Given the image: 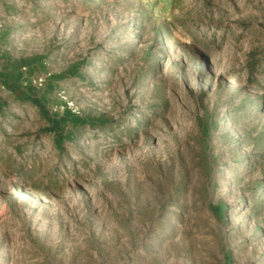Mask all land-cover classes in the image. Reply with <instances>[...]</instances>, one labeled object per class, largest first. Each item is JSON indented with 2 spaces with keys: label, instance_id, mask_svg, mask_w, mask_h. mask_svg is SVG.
Returning a JSON list of instances; mask_svg holds the SVG:
<instances>
[{
  "label": "rangeland",
  "instance_id": "rangeland-1",
  "mask_svg": "<svg viewBox=\"0 0 264 264\" xmlns=\"http://www.w3.org/2000/svg\"><path fill=\"white\" fill-rule=\"evenodd\" d=\"M0 264H264V0H0Z\"/></svg>",
  "mask_w": 264,
  "mask_h": 264
}]
</instances>
